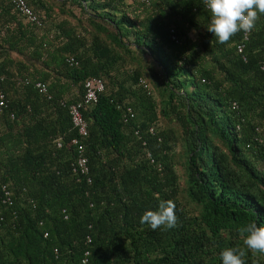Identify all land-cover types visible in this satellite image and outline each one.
Here are the masks:
<instances>
[{
    "label": "trees",
    "instance_id": "trees-1",
    "mask_svg": "<svg viewBox=\"0 0 264 264\" xmlns=\"http://www.w3.org/2000/svg\"><path fill=\"white\" fill-rule=\"evenodd\" d=\"M25 1L46 24L51 4ZM65 2L81 18L59 21L49 38L0 0V183L12 199L3 203L0 191V264H222L224 248L243 247L241 226H264L263 15L245 39L241 31L220 44L206 30L202 0H62L60 10ZM135 54L156 73L143 72ZM93 76L104 90L82 110L88 174L80 175L71 171L70 141L80 137L67 108ZM147 76L157 100L139 83ZM126 106L133 116L124 121ZM167 199L176 204L174 228L140 224ZM244 259L264 264L259 253Z\"/></svg>",
    "mask_w": 264,
    "mask_h": 264
},
{
    "label": "clouds",
    "instance_id": "clouds-1",
    "mask_svg": "<svg viewBox=\"0 0 264 264\" xmlns=\"http://www.w3.org/2000/svg\"><path fill=\"white\" fill-rule=\"evenodd\" d=\"M210 14L206 30L220 44L228 43L238 32L251 33L261 15L264 0H202ZM176 204L172 199L160 200L155 210H146L139 222L152 230L171 229L177 223ZM243 247H226L220 252L222 264H245L247 252L264 255V226L249 222L238 229Z\"/></svg>",
    "mask_w": 264,
    "mask_h": 264
},
{
    "label": "built area",
    "instance_id": "built-area-1",
    "mask_svg": "<svg viewBox=\"0 0 264 264\" xmlns=\"http://www.w3.org/2000/svg\"><path fill=\"white\" fill-rule=\"evenodd\" d=\"M8 1L11 6L12 10L28 25H30L33 30L40 34L43 32L45 28V20L43 19V15H39L36 12L33 11V9L27 4L25 0H5ZM142 2H147V0H138ZM264 21V15L262 17ZM174 29L171 27L169 29L170 33V39L174 42H178L176 38V34L173 31ZM48 37L51 38L54 34L53 31L51 33H47ZM247 33L243 32V39L246 38ZM242 48V44L236 45L237 52H240ZM264 52V51H263ZM65 61L69 65H76V62L74 61L72 56H67L65 58ZM260 70L264 72V53L262 55V60L260 62L259 66ZM2 81V76L0 75V82ZM139 83H141L144 87L146 86L145 82L143 80H139ZM34 87L37 89L39 93H46V86L44 83L36 81L34 83ZM104 90V81L100 77H88L83 80L82 82V94L78 101L73 102L68 105L67 111L70 119V123L72 126L76 129L77 135L80 138H73L71 139V143L76 145V157L71 165V171L74 173H78L80 175H87L88 174V167H87V159L83 154V148L79 143L78 139H81L86 135V121L82 116V110L86 108L87 106L93 105L96 102L98 93L102 92ZM49 96L47 95V98ZM5 106V95L0 89V111ZM10 118L13 117L12 114L9 115ZM133 116V112L131 111V108L126 106L125 111L123 113V120L130 118ZM148 132H152V127H148ZM136 133V131H135ZM56 147L60 146V141L55 140ZM152 161V159H150ZM88 181V179H87ZM0 191L3 195V203L11 204V192L7 188L5 183H0ZM46 235V233H44ZM86 241H89L87 238ZM87 251L84 252V255H86ZM84 261V260H83Z\"/></svg>",
    "mask_w": 264,
    "mask_h": 264
},
{
    "label": "rangeland",
    "instance_id": "rangeland-1",
    "mask_svg": "<svg viewBox=\"0 0 264 264\" xmlns=\"http://www.w3.org/2000/svg\"><path fill=\"white\" fill-rule=\"evenodd\" d=\"M51 6L53 7V10L52 12L55 13V8L58 9L59 7V0H47ZM77 11V9H76ZM78 12V11H77ZM67 15H65L64 17L67 20L68 24H72V25H75L77 23V18H75V14L73 13H66ZM72 14L74 15V18L72 16ZM50 15V18L47 19V23L45 24V28L44 30L47 32V33H51V31H53L54 29V26L56 25V21L58 18L56 17H52V13H49ZM81 18V17H80ZM84 17H82L83 19ZM84 20V19H83ZM81 23H83L82 21H80ZM43 30V31H44ZM188 36L191 38V39H194L195 38V35L192 33V32H188L187 33ZM135 56L140 60L141 62V65H142V71L143 72H146L148 69L149 70V74H151L150 72V69H155V73H156V68L154 66V64L152 65V61L146 56V55H141V54H135ZM135 64V63H134ZM152 75V74H151ZM142 79L145 81L146 83V87L147 89H149V92L150 93H153V97L155 100L158 99V96H157V92L156 90L153 88V85H152V80L150 77H142ZM106 82V80H105ZM158 124L162 127L166 126L167 124L165 123V121L162 119V120H159ZM169 125H171L172 129L175 130V125L174 123H169ZM173 160H174V171L177 175V183H178V187H179V195L178 197L181 199L184 207L185 204H186V200H185V182H184V179H185V175H184V168H183V164H182V160H183V154L181 152V148H180V144L179 142L176 143V145L174 146L173 148ZM186 209H189V208H186Z\"/></svg>",
    "mask_w": 264,
    "mask_h": 264
},
{
    "label": "crops",
    "instance_id": "crops-1",
    "mask_svg": "<svg viewBox=\"0 0 264 264\" xmlns=\"http://www.w3.org/2000/svg\"><path fill=\"white\" fill-rule=\"evenodd\" d=\"M60 2H62V0H59ZM62 10H60L59 8L57 9V8H55V13L54 12H51L50 10H48V13H52V17H56V18H58L57 19V23L59 22V21H62V20H65V21H67L68 19H66L64 16L65 15H67L66 13H68L69 11L71 12V13H73V14H75V17H78L80 14L76 11V9L74 8V7H70L69 6V4L67 3V2H65V3H63L62 4ZM52 9H53V7H51ZM69 9V10H68ZM72 14V15H73ZM80 17H81V15H80ZM83 17V16H82ZM68 23V22H67ZM70 25V24H69ZM72 25V24H71ZM9 56H10V58H12L13 60H15V59H18V58H20V56L16 53V52H14V51H10L9 52Z\"/></svg>",
    "mask_w": 264,
    "mask_h": 264
}]
</instances>
